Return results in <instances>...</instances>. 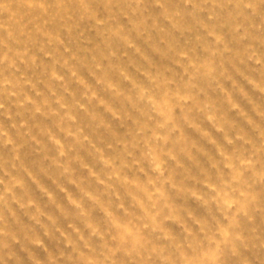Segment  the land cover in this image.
I'll list each match as a JSON object with an SVG mask.
<instances>
[{"label": "rangeland", "instance_id": "rangeland-1", "mask_svg": "<svg viewBox=\"0 0 264 264\" xmlns=\"http://www.w3.org/2000/svg\"><path fill=\"white\" fill-rule=\"evenodd\" d=\"M0 264H264V0H0Z\"/></svg>", "mask_w": 264, "mask_h": 264}, {"label": "clouds", "instance_id": "clouds-1", "mask_svg": "<svg viewBox=\"0 0 264 264\" xmlns=\"http://www.w3.org/2000/svg\"><path fill=\"white\" fill-rule=\"evenodd\" d=\"M244 191H248V189H244ZM238 198L241 199V200L246 199V197H244V195H243V192H241V193L239 194V197H238Z\"/></svg>", "mask_w": 264, "mask_h": 264}]
</instances>
